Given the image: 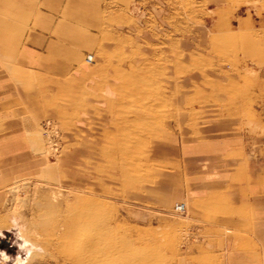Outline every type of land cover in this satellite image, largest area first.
Returning a JSON list of instances; mask_svg holds the SVG:
<instances>
[{"label":"rangeland","instance_id":"374dc122","mask_svg":"<svg viewBox=\"0 0 264 264\" xmlns=\"http://www.w3.org/2000/svg\"><path fill=\"white\" fill-rule=\"evenodd\" d=\"M39 1L0 0L1 44ZM109 2L94 60L49 87L27 153L0 152V252L58 264L34 220L90 200L100 246L128 245L96 264H226L222 217L242 215L264 141V0ZM0 114V138L15 134Z\"/></svg>","mask_w":264,"mask_h":264},{"label":"crops","instance_id":"0c3cea01","mask_svg":"<svg viewBox=\"0 0 264 264\" xmlns=\"http://www.w3.org/2000/svg\"><path fill=\"white\" fill-rule=\"evenodd\" d=\"M64 1L40 0L21 34L7 40L4 37L3 44L0 36V55L4 54L0 64L9 62L2 71L6 75H0V113L15 132L0 138L3 154L27 153V134L35 131V125L45 116L44 97L49 87L80 71L85 67L84 58L98 51L103 32L101 19L111 3ZM52 10H61L62 17ZM245 182L242 215L237 208L238 214L234 211L227 219L222 217V228L226 226L228 235L226 264H264V141L258 143L247 166Z\"/></svg>","mask_w":264,"mask_h":264},{"label":"bare ground","instance_id":"6f19581e","mask_svg":"<svg viewBox=\"0 0 264 264\" xmlns=\"http://www.w3.org/2000/svg\"><path fill=\"white\" fill-rule=\"evenodd\" d=\"M228 41L229 40L226 38L222 42L225 43ZM231 46L233 47V45ZM87 60L88 62H92L94 60V57L90 55L87 57ZM140 107H138V111ZM133 113L135 112L133 111ZM56 201H59V200L56 199ZM85 202L87 203L84 205L80 204L81 206L78 207L77 210H75L76 213L63 214L61 217L54 219L51 222H46V220L42 221L44 219H42L41 221L34 220V223L40 228V229L38 228V234L41 237L43 235V237L37 241L35 240L33 243L35 245L41 246L47 252L54 250V248H57V247L61 248V250H59V253H60L59 256L56 257L57 261L55 260L56 262H58V264H67V263L68 264H96L98 261L103 260L104 257H109L114 254L116 255V253H119L120 255L123 252L128 253L127 252L128 245L124 241L118 242V241H114L110 239L108 242L105 241L106 244L104 245V247L100 246V239H99V235L97 232L96 223L94 220V215L89 212L91 209H94L95 203L91 202L90 200H89V203L88 201H85ZM178 204L182 205L183 203H178ZM178 204H176V206ZM60 205L61 204L58 202H57V205L56 204L54 205L51 202L49 203L48 206L55 207V210H57L56 207ZM176 206H175V210H176ZM185 208H186V205H185ZM45 214L46 213H43L44 216L43 215L42 216L47 217L48 215L46 216ZM51 217L53 218V216ZM48 228H51L53 230V237H49V235H46L45 231ZM47 232L49 231L47 230ZM45 236H48V237H45ZM53 259H55V257Z\"/></svg>","mask_w":264,"mask_h":264},{"label":"clouds","instance_id":"9594fccd","mask_svg":"<svg viewBox=\"0 0 264 264\" xmlns=\"http://www.w3.org/2000/svg\"><path fill=\"white\" fill-rule=\"evenodd\" d=\"M11 258L6 253L0 252V264H7ZM15 264H26V259H21L19 256L16 258Z\"/></svg>","mask_w":264,"mask_h":264},{"label":"built area","instance_id":"2783aa9c","mask_svg":"<svg viewBox=\"0 0 264 264\" xmlns=\"http://www.w3.org/2000/svg\"><path fill=\"white\" fill-rule=\"evenodd\" d=\"M90 58H91V57H90ZM91 59H92V58H91ZM89 61H90V60H89ZM176 210L179 211V212H185V211H186L185 205H184V204H182V205L178 204V205L176 206Z\"/></svg>","mask_w":264,"mask_h":264}]
</instances>
